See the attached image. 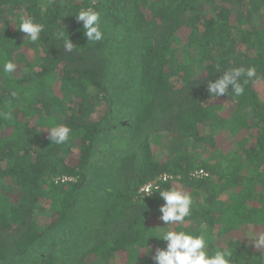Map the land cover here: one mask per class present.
<instances>
[{
  "label": "trees",
  "instance_id": "trees-1",
  "mask_svg": "<svg viewBox=\"0 0 264 264\" xmlns=\"http://www.w3.org/2000/svg\"><path fill=\"white\" fill-rule=\"evenodd\" d=\"M87 8L101 41L76 19ZM22 17L44 25L38 41ZM234 67L257 78L211 97ZM148 183L182 186L190 216L166 225ZM253 226L264 231V0H0V264H154L168 228L264 264Z\"/></svg>",
  "mask_w": 264,
  "mask_h": 264
},
{
  "label": "clouds",
  "instance_id": "clouds-1",
  "mask_svg": "<svg viewBox=\"0 0 264 264\" xmlns=\"http://www.w3.org/2000/svg\"><path fill=\"white\" fill-rule=\"evenodd\" d=\"M76 19L82 22L84 36L89 42L101 41L104 33L100 28L101 13L93 8L81 9L76 15ZM18 29L25 33L31 42L40 39V34L44 31V25L37 23L32 17H22ZM58 38L63 39V48L66 52L74 49L72 41L58 34ZM17 65L11 60H7L2 65L4 73H13ZM257 78L255 67H234L223 72L222 76L214 81H209L208 92L211 97L227 95L229 88L235 96H241L244 93L245 85ZM16 95L15 92L12 93ZM7 118V114H3ZM71 129L66 125H57L48 129V139L56 144H63L69 139ZM161 183L167 184L170 177L164 173L158 178ZM174 182H175V178ZM161 183H148L144 185L140 192L145 195L158 192L163 203L159 206L158 211L161 214L159 219L166 225L180 224L185 218L190 216L193 204L192 195L182 186L161 188ZM252 245L260 250V257L264 258V231L256 230V227L245 234ZM166 242L164 248L156 247L152 260L154 264H232V252L227 248H218L215 251L208 249L205 235H193L189 232L173 228H168L160 237ZM140 251V250H139ZM150 249L145 248L147 255Z\"/></svg>",
  "mask_w": 264,
  "mask_h": 264
}]
</instances>
